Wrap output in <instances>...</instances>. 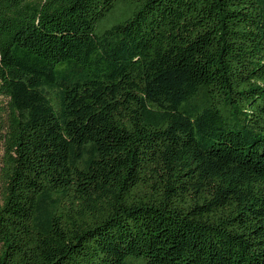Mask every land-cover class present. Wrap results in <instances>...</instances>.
<instances>
[{
    "label": "trees",
    "instance_id": "trees-1",
    "mask_svg": "<svg viewBox=\"0 0 264 264\" xmlns=\"http://www.w3.org/2000/svg\"><path fill=\"white\" fill-rule=\"evenodd\" d=\"M0 150V264H264V0H0Z\"/></svg>",
    "mask_w": 264,
    "mask_h": 264
},
{
    "label": "rangeland",
    "instance_id": "rangeland-1",
    "mask_svg": "<svg viewBox=\"0 0 264 264\" xmlns=\"http://www.w3.org/2000/svg\"><path fill=\"white\" fill-rule=\"evenodd\" d=\"M112 21H114L113 19L110 21V23L112 22ZM1 155H2V152H1V150H0V157H1Z\"/></svg>",
    "mask_w": 264,
    "mask_h": 264
}]
</instances>
